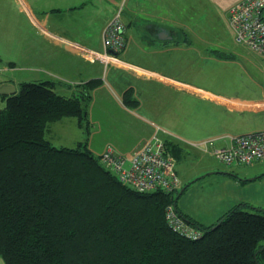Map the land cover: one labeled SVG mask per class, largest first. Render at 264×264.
<instances>
[{"label":"crops","instance_id":"1","mask_svg":"<svg viewBox=\"0 0 264 264\" xmlns=\"http://www.w3.org/2000/svg\"><path fill=\"white\" fill-rule=\"evenodd\" d=\"M126 1L121 6L127 47L118 62L106 66L89 61L75 44L103 51L118 0H0V107L24 81H54L68 97L98 81L91 90L88 130L76 117H64L47 130L53 144L85 142L100 155L112 143L131 154L156 123L181 149L170 152L184 189L177 201L182 213L210 226L240 204L263 209L264 161L226 165L211 154L214 146L230 145L235 134L264 130V56L237 44L228 20L240 0H228L224 8L212 2L201 31L203 24L167 17L139 1L124 13ZM218 19L221 30L214 28ZM67 123L77 127L76 137L61 133ZM205 140H211L208 151L193 144ZM184 158L201 167H178ZM0 264H6L1 256Z\"/></svg>","mask_w":264,"mask_h":264},{"label":"trees","instance_id":"2","mask_svg":"<svg viewBox=\"0 0 264 264\" xmlns=\"http://www.w3.org/2000/svg\"><path fill=\"white\" fill-rule=\"evenodd\" d=\"M65 96L55 82L24 81L0 107V254L6 264H264V208L240 204L206 226L177 206L181 189L140 192L88 144L57 146L51 123L76 117L88 130L91 90ZM169 151L180 147L166 139ZM199 228L169 225L166 208ZM251 206V208H248Z\"/></svg>","mask_w":264,"mask_h":264},{"label":"built area","instance_id":"3","mask_svg":"<svg viewBox=\"0 0 264 264\" xmlns=\"http://www.w3.org/2000/svg\"><path fill=\"white\" fill-rule=\"evenodd\" d=\"M229 24L237 44L264 56V0H240L229 10ZM103 51L75 44L91 62L101 61L106 66L116 63L127 47L126 24L121 6L104 30ZM151 137L131 154L120 152L112 143L106 144L100 154L107 168L119 179L140 192L164 190L174 193L181 189L182 180L176 170L177 161L168 150L163 134L169 131L154 123ZM193 142L203 145L208 151V142ZM211 154L226 165H248L264 161V130L240 133L231 136L228 146H214ZM166 218L171 228L181 236L198 239L203 232L190 224L178 212L175 204L166 208Z\"/></svg>","mask_w":264,"mask_h":264},{"label":"rangeland","instance_id":"4","mask_svg":"<svg viewBox=\"0 0 264 264\" xmlns=\"http://www.w3.org/2000/svg\"><path fill=\"white\" fill-rule=\"evenodd\" d=\"M138 1L143 4H146V6L149 8H154V7L159 8L160 9L159 12L166 14L167 17L173 14H177V16H179V18L183 19L184 21L194 23V24L195 23L203 24V26L199 25V28H198V30L201 31L202 30L201 27H204L206 25V22L209 20L208 15L210 11L208 12V10H206L205 8H210L209 5L211 6L212 2L217 3V4L220 3L221 7L224 8L225 6L224 3L228 0H221V1L219 0H128L124 4V13H126V11L128 10L129 6L132 4V2L134 3ZM122 2L123 0H118V5L121 6ZM219 14L222 15L221 12ZM203 18H205L204 21H202ZM195 21H198V22H195ZM219 26H220V20L218 19L216 20V24L214 28H217V30L218 29L221 30V27ZM222 31H224V29H222ZM226 34L228 36L229 33L227 32ZM67 124L68 125H65L64 127L60 128L61 133L64 132L65 137H76V135H78V131L76 129L77 127H74L73 123H67ZM57 128L59 129V127ZM54 130L55 132H57L56 128ZM204 163L202 164V166L206 164ZM193 165H195L194 167L196 169H199L201 167V165H198L196 161L192 158H184L178 162V167L181 166L183 169L187 171H190L193 168Z\"/></svg>","mask_w":264,"mask_h":264},{"label":"water","instance_id":"5","mask_svg":"<svg viewBox=\"0 0 264 264\" xmlns=\"http://www.w3.org/2000/svg\"><path fill=\"white\" fill-rule=\"evenodd\" d=\"M8 89H9V90H12L11 88H8ZM183 191H184V189H182L180 193H182Z\"/></svg>","mask_w":264,"mask_h":264}]
</instances>
